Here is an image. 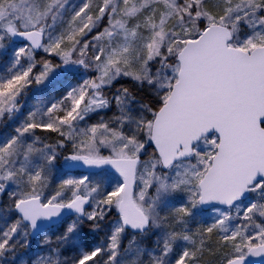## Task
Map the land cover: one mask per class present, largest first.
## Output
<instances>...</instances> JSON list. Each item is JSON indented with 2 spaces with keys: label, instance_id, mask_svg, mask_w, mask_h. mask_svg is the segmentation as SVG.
<instances>
[{
  "label": "snow or ice",
  "instance_id": "obj_1",
  "mask_svg": "<svg viewBox=\"0 0 264 264\" xmlns=\"http://www.w3.org/2000/svg\"><path fill=\"white\" fill-rule=\"evenodd\" d=\"M0 264H264V0H0Z\"/></svg>",
  "mask_w": 264,
  "mask_h": 264
}]
</instances>
